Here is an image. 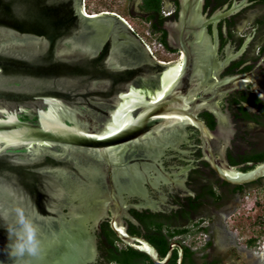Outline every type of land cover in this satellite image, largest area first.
<instances>
[{
	"label": "water",
	"instance_id": "95a60500",
	"mask_svg": "<svg viewBox=\"0 0 264 264\" xmlns=\"http://www.w3.org/2000/svg\"><path fill=\"white\" fill-rule=\"evenodd\" d=\"M82 2L0 0V264H45L49 252H66L63 264H85L96 254L94 240L80 233L67 242L69 226L83 218L98 228L108 212L120 242L166 264L170 250L160 261L152 245L126 233L122 218L135 221L125 211L138 206L126 205L115 185L151 169L156 161L147 152L188 126L198 131L201 160L220 180L242 186L264 178V163L247 173L222 168L232 130L217 102L254 79L220 78L217 60L202 69L197 32L204 24L188 21L199 15L191 0H181L176 33L169 29L181 62L166 64L153 60L118 16H87ZM259 87L264 101V83ZM203 112L216 118L214 129L198 118ZM67 189L94 198L97 209L67 207L63 214L58 204ZM16 207L37 228L36 257L10 256Z\"/></svg>",
	"mask_w": 264,
	"mask_h": 264
},
{
	"label": "flooded vegetation",
	"instance_id": "af4514ba",
	"mask_svg": "<svg viewBox=\"0 0 264 264\" xmlns=\"http://www.w3.org/2000/svg\"><path fill=\"white\" fill-rule=\"evenodd\" d=\"M191 1L193 2V5L197 3L192 10H196L199 15L197 18L194 17V20L191 19L188 21H191V25H194V27L197 28L204 24V28L200 32H197V37L199 39L198 45L201 47L200 63L202 69L210 70L212 61L219 60L223 62L220 78L252 73L251 76L254 79V83L249 82L240 88L225 92L217 102L221 112L224 115L227 114L229 117L232 130L231 135L228 136V143L224 151L225 160L223 163L221 160L222 168L223 170L224 167L233 169L239 173L250 172L259 165V162L254 160V141L259 140L256 139V135L254 136V129L257 131V135H261L262 133L261 139L264 140V125H261L260 127L254 122V115H257L261 110L250 103L251 95L257 97L254 89L260 90L259 84H263L264 82L262 80L264 79V34H257V26L254 24L256 18L264 13V8H261V14L258 17H255L252 20H247L250 31H245L242 35L238 36L237 24L240 23L239 20L242 19L243 13H245V17L248 19V13L255 9L245 8L249 6V0H228L216 8H212L215 6L213 5L214 3L206 8L207 0H198V2H195V0ZM230 3H232V5H230ZM180 4L181 0H163L161 12L160 14L157 13L154 18H149V13H144L139 10L141 22L147 24L149 33L154 36V40L159 46H161V50L176 54L177 57L180 56L181 53L171 46L170 41L173 42V40L170 37L169 29L174 31V26L176 27L178 23L181 11ZM143 5L144 0H140L138 7L142 8ZM83 6L85 8V4H83ZM237 6L238 8H236ZM233 16H237L239 19L233 27H230L231 25H229L226 20ZM160 18L162 19L161 24H157L160 21ZM249 19H251L250 16ZM154 24H157L159 28L157 31L152 29V25ZM163 34L165 35L164 38L167 45H163L159 41V38L162 37ZM203 34H205L207 39L204 38ZM219 34L221 35L219 36ZM259 48H262L261 52ZM212 50L214 51L213 53ZM240 60H242V63L238 68L234 69L235 74L221 76L233 62ZM245 67H248V69L245 70ZM260 92H262V90H260ZM207 113L208 112H203L199 114L198 118L212 130L215 127L214 124L216 125V118L208 113L212 120L210 121ZM210 122H214L213 128ZM198 138V131L189 126L185 127L178 133L174 132L167 134L163 137L165 142L163 147L159 144L156 150L150 149L149 152H147L149 155L145 154L150 161L152 159H155L156 161L155 165L151 164V169L148 168L146 171L139 169L136 173L138 175H136L134 179L132 176L133 174H131L124 176L120 181H117L115 189L118 196L124 198L126 205L138 206L137 208L130 207L125 211L128 216L133 218L136 224L130 222L124 217L122 218L126 233L130 237L143 239L150 244V241L145 237L147 236L145 233L146 223L143 222L142 219L144 215L161 216L172 214V212L177 213L180 207L176 202L185 197L194 198L199 189L209 183V181L221 186V192L226 193L230 190L231 187L223 186L224 181L220 180L214 170L205 161L201 160L202 155ZM195 170L199 172L195 174ZM242 186H244V188L233 192V197L230 200L225 198V200L223 199L221 202L222 208L217 213L219 220L213 223V227L217 230L219 229L217 239L218 244H220L221 240L227 239L226 235H224L226 234V229L224 227L225 219H227L226 216H233V212L237 209V205H239V201L242 200L244 194H247L248 190H254V181ZM83 197L84 196L80 192L69 194L67 189L58 206H61L64 211L63 214H67L68 210L64 209L67 207L78 209L79 212H83V210L90 209L91 207L94 208V210L97 209L98 203L94 201V198L88 200L86 197ZM242 206L244 205H241V207ZM248 210H251L249 216L254 215L253 206ZM246 211L247 209H245V212ZM135 212L139 214L144 213V215H137ZM204 215L205 213H203L202 216ZM111 218V213L108 212L107 218L104 217L101 222L99 221L98 228H94L92 221H84L83 218L82 220L80 219L71 222V225L69 226L70 235L68 234L67 236L71 240L67 239V242L76 241V238H78L80 233L88 235L94 240L96 254L92 260L87 259L85 264H100L101 260L99 259V256L101 252L99 246L101 243L100 238H103V236H101L103 233L101 227L104 222H110ZM191 218V220H195V215ZM66 219L69 220V217ZM178 220L180 221L179 216ZM189 222L190 221L185 219L178 225L186 227L187 225L189 226ZM170 223H172V221H170ZM131 226L137 228L138 232L132 233L130 231ZM165 227L166 229H173L174 225L166 224ZM65 232L59 231L57 232V235L65 237ZM61 242L62 241L59 240L58 244L61 245ZM214 246L216 247L215 249H218L216 245ZM65 253L66 252H62V254L59 252H49L46 256L49 259H47L45 264L65 263L63 260L69 258V255L63 256Z\"/></svg>",
	"mask_w": 264,
	"mask_h": 264
},
{
	"label": "trees",
	"instance_id": "16d2710c",
	"mask_svg": "<svg viewBox=\"0 0 264 264\" xmlns=\"http://www.w3.org/2000/svg\"><path fill=\"white\" fill-rule=\"evenodd\" d=\"M228 0H207L206 8L211 6L212 3L215 5L212 8H216L217 6H221L224 2ZM249 6L245 8H264V0H249ZM232 5V3H230ZM163 6V0H144V5L142 8H139L140 11L144 13H149V18H154L156 14H160ZM139 11V12H140ZM136 18H140V16H135ZM239 17L233 16L230 19H227V23L233 27L236 24ZM141 21V20H140ZM159 21V20H158ZM162 19L157 24H161ZM157 24L152 25V29L157 31ZM254 24L257 26V34H264V13L260 15V17L256 18ZM231 31V30H230ZM229 31V32H230ZM134 34V33H133ZM135 35V34H134ZM221 34H219L220 36ZM165 35L159 38V41L163 45H167L165 42ZM223 44V40H222ZM168 49V48H167ZM260 52L262 48H259ZM242 63V60L233 62L226 72L221 76L233 75L235 74L236 68ZM248 67H245V70ZM251 104L254 107H257L259 113L254 115V122L261 127L264 120V101H261L255 95L250 96ZM249 99V100H250ZM208 118L210 116L207 113ZM210 121L211 118H210ZM213 128L214 122H210ZM215 126V124H214ZM256 130L254 129V136L256 135L257 141H254V160L260 163H264V140L261 139L260 134H256ZM195 170V174H197ZM223 186L231 187L228 192H221L219 185L216 183L210 182L206 185L202 186L201 189L196 193L197 195L194 198L185 197L176 202L179 205L180 209L177 213L172 212L169 215H144L143 222L146 223L145 236L150 244L156 249L158 253L159 260L162 261L165 259L169 250L171 252L170 258L166 264H222V257L220 255H215L216 247L214 245L219 246L217 243L218 239V230L215 229L214 224L215 221L219 220L217 213L222 208V200L228 198L230 200L233 196V192L239 191L244 186H231L227 183H223ZM262 179H258L254 181V189L261 188ZM247 189V188H246ZM136 213V212H135ZM203 213H205L204 216ZM137 215H142L141 213H136ZM195 215V220H191L192 216ZM178 216L180 221L178 220ZM198 216V217H197ZM201 218V219H200ZM190 221V225L184 227L179 226L178 224L183 220ZM172 221V223H170ZM188 223V224H189ZM206 223L207 226L204 227ZM166 224L174 225L173 229H166ZM101 231L103 232L100 238L101 243L99 246V250L101 252L99 259L100 264H154L151 259L145 253H142L138 250H135L129 246L124 245L122 242L118 240L116 235L110 228L109 222H104L101 227ZM130 231L132 233H137L138 230L134 226H131ZM202 232L207 236L208 240L203 243L201 247V251H205L202 256L198 257L196 250L193 249L191 245L194 244L195 239L194 236L198 232ZM263 230L257 234V237H251L246 242L247 247H255L258 242V237L262 235ZM226 235V234H224ZM178 239V240H177ZM189 240V243H185ZM214 243V245H213ZM121 244L122 246L119 248L117 245ZM172 246V247H171ZM211 258V259H209Z\"/></svg>",
	"mask_w": 264,
	"mask_h": 264
},
{
	"label": "rangeland",
	"instance_id": "374dc122",
	"mask_svg": "<svg viewBox=\"0 0 264 264\" xmlns=\"http://www.w3.org/2000/svg\"><path fill=\"white\" fill-rule=\"evenodd\" d=\"M83 4H85V12L87 14L95 13L98 15L106 12V14H116L124 18L130 25L131 30H134L136 35L145 43H148L152 52L157 51L163 54L161 57L157 54V58L171 63L179 62L176 54L164 52L161 48H157L153 39L148 38L149 29L147 28V24L135 17L140 16L138 7L140 0H83ZM260 11L261 9L258 8L251 10L250 13H248V19L245 17V13H243L242 19L239 20L240 23L237 24L238 36L242 35L245 31H250L247 20L258 17L261 14ZM249 16L251 19H249ZM218 62L220 61L218 60ZM262 80L264 81V79ZM253 197L254 215L248 217L246 214H242L244 213L243 210H240L239 205H237L238 210L236 209L233 212V216H226V221L230 224V228L232 227L233 233H226L227 239L220 241V248L214 253L223 258L222 264H264V233L258 237V242L255 247L249 248L244 244V242L251 237H257L260 231L263 230L264 232V180L261 188L254 189V193L250 195V202ZM256 200L260 203H255ZM234 234L239 235L241 238L240 241L234 238ZM197 240L195 239L196 243L191 246L194 250L198 249V251H201L199 249H201L200 247L203 244V237H199V239L197 237ZM185 243H189V240ZM204 253L205 251L199 252L197 256L200 257Z\"/></svg>",
	"mask_w": 264,
	"mask_h": 264
},
{
	"label": "clouds",
	"instance_id": "9594fccd",
	"mask_svg": "<svg viewBox=\"0 0 264 264\" xmlns=\"http://www.w3.org/2000/svg\"><path fill=\"white\" fill-rule=\"evenodd\" d=\"M82 7H83L84 14L88 15L85 12V8H84L83 4H82ZM107 14H109V13H107ZM113 15L117 16L116 14H113ZM91 16H92V14H91ZM118 17L131 30V27L127 23V21L124 18L120 17V16H118ZM131 31L134 33V30H131ZM135 36L142 42V44L145 46V48L147 49V51L149 52V54H150V56L152 57L153 60H155L156 62H160L162 64L168 63L167 61L160 60L159 58L156 57L157 54L161 57V55H163L162 53H158L157 51L152 52V50H151L150 46L148 45V43H145L138 35L135 34ZM152 36H153L152 34H150V33L148 34V38L154 40V36L153 37ZM154 43L156 44L157 48H161V46H159V44H157L155 42V40H154ZM177 59L180 62L181 59H182V56L181 55L178 56ZM260 164H262V163H260ZM260 179H262V184H263L264 178H260ZM247 192L248 193L247 194L245 193L244 196L242 197V200L239 201V208H240V210L242 209L244 211V213L249 217V214H250L251 210H248V209H250V207H252V206L254 207V197L252 198V201L250 202V200H251L250 195H252V193H254V190H248ZM255 203L259 204L260 202L256 200ZM241 205H244V206L241 207ZM244 208L247 209L246 212H245ZM14 212H15V225H16V227L14 229L10 230L11 233L15 237L13 242L10 245V249H11L10 256L15 258L16 260H20L23 257H25L26 255L27 256H31V257L38 256L39 253H40V241H39L38 236H37V228H36V226L34 225L32 220H30L26 216L25 210H24L23 207H16L14 209ZM226 220L227 219H225V222H224V227L226 229V233L232 234L233 233L232 232V227L230 228V226H229L230 224ZM203 224H204V227L207 226L206 223H203ZM197 237H198V239H199V237H203V242L202 243H204L206 240H208L207 236H205V234H203L200 231L194 236V239L197 240ZM234 238L239 240V241L241 239L238 234L237 235L234 234ZM246 241L244 242V244L246 243ZM195 243H196V241L194 242V244ZM117 246L120 248L121 244H118ZM202 246H203V244L201 245V247ZM219 248L220 247L218 246V249ZM197 251H198V249H196V252Z\"/></svg>",
	"mask_w": 264,
	"mask_h": 264
},
{
	"label": "bare ground",
	"instance_id": "6f19581e",
	"mask_svg": "<svg viewBox=\"0 0 264 264\" xmlns=\"http://www.w3.org/2000/svg\"><path fill=\"white\" fill-rule=\"evenodd\" d=\"M105 14H106V12H105ZM101 15H104V14H101ZM87 16H91V14H88ZM94 16H96V14L94 13V14H92V16L91 17H94ZM99 16V15H98Z\"/></svg>",
	"mask_w": 264,
	"mask_h": 264
},
{
	"label": "snow or ice",
	"instance_id": "6c2138e0",
	"mask_svg": "<svg viewBox=\"0 0 264 264\" xmlns=\"http://www.w3.org/2000/svg\"><path fill=\"white\" fill-rule=\"evenodd\" d=\"M133 123H134V122H133ZM129 126H130V125H129ZM110 134H113V135H114L115 133L113 132V133H110Z\"/></svg>",
	"mask_w": 264,
	"mask_h": 264
}]
</instances>
